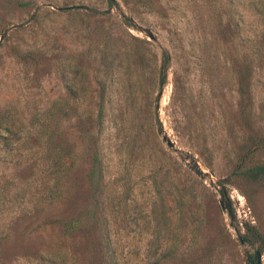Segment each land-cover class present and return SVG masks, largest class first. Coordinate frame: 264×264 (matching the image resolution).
<instances>
[{"label": "rangeland", "instance_id": "rangeland-1", "mask_svg": "<svg viewBox=\"0 0 264 264\" xmlns=\"http://www.w3.org/2000/svg\"><path fill=\"white\" fill-rule=\"evenodd\" d=\"M263 160L264 18L249 0H0V264H93L104 241L115 264H249L259 243L238 238L264 235V179L236 170Z\"/></svg>", "mask_w": 264, "mask_h": 264}, {"label": "trees", "instance_id": "trees-1", "mask_svg": "<svg viewBox=\"0 0 264 264\" xmlns=\"http://www.w3.org/2000/svg\"><path fill=\"white\" fill-rule=\"evenodd\" d=\"M249 6L256 15L264 18V0H249ZM168 60H169L168 55L164 54L162 58V65L156 73V81L158 83H162V84L164 83L165 71H166ZM249 79H250V71H249V67L246 65L244 67L242 75L237 78V93L239 95L247 94ZM67 92L70 93L69 90H67ZM69 99L74 101V98L72 97H69ZM62 105H68V102L67 101H53L49 109L50 110H54V109L60 110ZM71 106H73V104H71ZM96 121L97 119H92V120L89 119L85 123L87 130H90V128L95 125ZM248 142H249V145L245 148L244 153H243L244 157L246 158H248L253 153L254 150H257L262 146V141L254 137L249 138ZM55 168H56L55 171L58 173L57 188L59 189L57 190V193L54 194L53 197L56 198L57 201L60 202L62 200V194L65 192L64 191V186H65L64 179L71 170V162L69 161V159L59 158L58 162H56ZM236 172L238 176L246 180L252 181V182L262 180L264 179V160L261 161L260 163H255L252 165H246L244 161H241V165L237 167ZM56 223H57V226L60 228L61 233L67 234L70 231L77 229L79 219L78 218L65 219V218L59 217L56 219ZM245 229H246V235L242 237L243 243H247L251 245L249 241L250 236H251V238H254V241L259 243L260 254L264 255V235L254 225L245 224ZM192 233L193 231L190 232V237L192 236ZM70 251L72 252V247L69 248L68 252ZM171 254H172L171 259H175L174 252H172ZM71 256L73 260H75L73 254H71ZM97 256H98L97 262L93 264H115L112 259L110 247L108 243L105 241L101 243L100 251H98ZM248 263L253 264V257H248Z\"/></svg>", "mask_w": 264, "mask_h": 264}, {"label": "water", "instance_id": "water-1", "mask_svg": "<svg viewBox=\"0 0 264 264\" xmlns=\"http://www.w3.org/2000/svg\"><path fill=\"white\" fill-rule=\"evenodd\" d=\"M109 1H112V0H109ZM138 30L140 32H143L145 34V36H147L148 38L153 39V35L148 29H143L141 27H138ZM163 140L166 141L167 147H169V148L172 147V143L165 136L163 137ZM193 169H194V173L197 176L204 175V173L199 169L197 163L193 164ZM219 197L220 198L218 200V204H219V207H220L221 211L222 212H226L227 215H230L231 210H230V205H229V201H228L227 195L225 194L224 191H220L219 192ZM238 241H239V243L242 244L243 243L242 237H239ZM252 257H253V264H262L261 263V254H260V252L258 250H255L253 252Z\"/></svg>", "mask_w": 264, "mask_h": 264}]
</instances>
